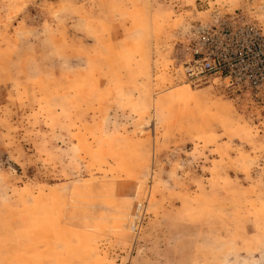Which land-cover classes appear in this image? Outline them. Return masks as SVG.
Masks as SVG:
<instances>
[{"label":"rangeland","instance_id":"obj_1","mask_svg":"<svg viewBox=\"0 0 264 264\" xmlns=\"http://www.w3.org/2000/svg\"><path fill=\"white\" fill-rule=\"evenodd\" d=\"M235 15L264 36V0H0V264H264L262 53L185 72Z\"/></svg>","mask_w":264,"mask_h":264},{"label":"built area","instance_id":"obj_2","mask_svg":"<svg viewBox=\"0 0 264 264\" xmlns=\"http://www.w3.org/2000/svg\"><path fill=\"white\" fill-rule=\"evenodd\" d=\"M254 49H259L264 59V36L260 31L241 16L225 18L208 26L195 42L186 62V77L197 86L214 79L250 82L249 63ZM261 79L264 80V72Z\"/></svg>","mask_w":264,"mask_h":264},{"label":"bare ground","instance_id":"obj_3","mask_svg":"<svg viewBox=\"0 0 264 264\" xmlns=\"http://www.w3.org/2000/svg\"><path fill=\"white\" fill-rule=\"evenodd\" d=\"M204 31H205V30H204ZM204 31H203V32H204ZM203 32H202V33H203Z\"/></svg>","mask_w":264,"mask_h":264}]
</instances>
